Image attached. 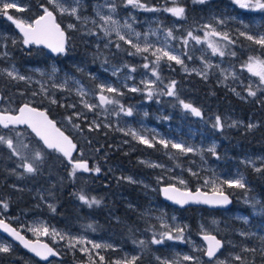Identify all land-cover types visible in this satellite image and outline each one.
<instances>
[{"label":"rangeland","instance_id":"rangeland-1","mask_svg":"<svg viewBox=\"0 0 264 264\" xmlns=\"http://www.w3.org/2000/svg\"><path fill=\"white\" fill-rule=\"evenodd\" d=\"M46 1L48 2V0ZM4 3L16 4V7L9 8L7 12L17 11V8L24 9L23 11H17L19 15L16 19L24 23L33 21L28 16L33 8L28 0H0V9L3 8ZM62 5L68 8L69 11L61 14L58 10L53 9L52 5L50 6L57 14L64 16L66 21L63 22V25L67 30L76 29L79 22L88 23L96 28V32L92 34L93 36L90 35V38L85 40V44L89 47L87 55L74 59L67 57L68 62L60 63L50 52H47L46 65L18 66L13 59L11 46L13 43L20 42L22 40L21 36L14 29H9L3 22H0V75L8 77L3 70H15L18 75L24 76V80L18 78L13 80L23 84L22 88L24 89L21 92L25 95V101L32 105L36 104L38 100H45L56 108L59 106L67 108L68 115L64 120L58 117L54 118L67 132L77 131L82 125L81 121H86L90 125L89 127L100 128L103 125L110 129L117 143L114 147L115 150L125 149L128 144L125 137L130 136L139 142L131 135V132H135L137 136H143L152 142L153 147L151 148L157 147V149L165 152V156H168L169 160L139 158L138 161L146 169L147 174L133 173L129 168L119 163L112 164L113 172L118 178H122L138 187V190L144 194L147 205L142 206L125 194L119 195L118 199L137 213L140 219L151 223L152 239L155 237L164 241L161 244H152L151 239L149 242L151 247H148L150 250L146 251L149 258L147 264H161V260L167 261L169 264L172 261H178L179 264H235V257L237 255L241 257L247 246L238 250L234 243L228 242L230 249L224 250L214 260L209 261L205 257L206 246L200 239V235L217 233L219 226L226 231L234 225H243L244 227L238 230L239 235H248L252 246L254 244L257 250L264 253V198L258 194H254L251 200L238 196L236 198L239 202L238 209L231 208L220 211L218 214L204 213L200 210L198 212L200 214L198 237H195L190 230L187 213H183L180 209L169 206L162 201L158 195L157 183L164 182L166 179L188 190L212 191L213 186H216L219 190L225 191L226 186H228L225 181L241 177H243L246 188L250 184L246 179V175L240 171L238 166L229 168L219 164V142L216 136L217 127H214L215 123H210L202 114L200 116L192 114L191 111L185 110L182 105L179 118L178 111L173 105L163 107L160 104L159 97H154L158 91L154 86L158 79L152 75L150 65L149 69H145L142 61L134 63L132 61L124 62L110 59V55L113 56L114 50L117 48L116 43H119L121 47L124 41L118 40L115 33L110 37L105 36L100 28L103 22L97 15V12L103 15H111L119 21L121 33L127 39H131L133 43H139L142 47L145 42L152 46L151 50L167 45L174 54L179 55L183 60V65L177 64L182 73L195 74L204 78L215 77L220 85L229 89L235 95L239 93L237 96L247 99L249 96L248 87L251 86L253 90H256L259 83L258 78L251 76L242 67L246 62L242 63L237 60L236 54L235 56L230 54L234 52L232 49L233 44H229L218 36L209 35L205 37L207 29L204 28V25H211L216 31L227 34L234 42L241 37L247 39L246 35L259 37L264 35V10L241 8L238 4L229 0H225L218 6L212 3L211 0L199 3L196 14L201 32L198 33V36L205 42L195 44L196 51L192 53L189 47L190 44L188 43L185 46L181 42L187 38V36L183 37L182 24L180 23V19L183 20V18L177 19L173 16L170 17V20L163 21L157 15H138L134 10L135 7L127 4V0H93L91 2L79 0L78 3L77 0H62ZM113 6L115 12L110 11ZM72 8H76V15L70 14ZM77 16L80 19H77ZM125 22L131 25V29L123 27ZM70 24L74 27L69 28ZM173 29L178 30V33ZM169 30L172 31L174 38L167 36ZM242 32L246 35H240ZM136 33L140 34L139 37L136 36ZM109 41H113V43ZM206 41L213 42L225 52V55L223 57L219 54L213 55ZM125 45L131 47L128 44ZM132 50L135 52L134 48ZM140 54L152 57L149 53ZM133 68L135 71L131 70ZM185 68H187V71H185ZM8 78L12 79L11 77ZM144 81L153 82L152 99L147 97L148 89L145 87ZM102 85L105 88H116L118 93H108L107 91L101 93L100 87ZM131 88H137L139 91H130ZM81 90L86 95H81ZM260 92L257 91V93ZM99 94L112 98L119 103L101 105L98 98ZM143 95L144 98H141ZM124 98H128L126 104L123 101ZM53 100L56 103H52ZM182 101L191 104L187 98ZM85 103L96 105V107L89 110L85 107ZM121 105L124 111L121 110ZM128 109L132 110L130 116L125 114ZM1 110L3 113H5V110L11 112V105L5 104L1 107ZM69 118L71 122H69ZM188 118L196 120L191 122ZM227 118L230 124L238 123L247 128L250 124L254 125L251 130L259 126L258 119L253 115L243 117L238 113H231ZM74 125H79V128L74 127ZM17 130L23 134L19 138L16 137L15 132L8 135L13 138L14 145L19 152V155L16 156L21 166L31 163L38 167L37 164L40 160L34 159V153L36 151L43 153V146L33 142L34 140L24 129ZM160 140L169 141V146L165 148L158 143ZM172 143H182L185 147H192L194 151L189 153L180 152L178 149L171 147ZM22 144L28 145V147L25 148ZM213 145L215 146V153L211 152L212 157H206V153L210 152L208 149ZM7 152L11 156L12 151L8 149ZM173 154H181L184 158L192 154L195 158L190 159L188 157L187 160H182L175 158ZM240 154L238 158L240 163L249 164L254 169L264 166V152H240ZM152 164L158 166L152 167L150 166ZM185 172H188L189 176L185 175ZM193 173L196 175H193ZM78 177L88 179L90 176L89 174H80ZM128 178H131V180ZM180 179H183L186 183L180 184ZM205 180L209 181L207 185ZM192 183L195 184L194 188H192ZM236 189L239 190V187H236ZM26 190L31 191L29 188H26ZM36 192L38 195H35L34 200L37 202L34 205L37 206L36 209L42 210L44 215L32 219L30 227L27 229L31 237L48 241L62 255H66L68 259L64 264H79V262L83 264L92 261L97 264H113L115 261L123 262L124 259H131L133 256L138 257V259L144 256V251L139 247L140 245H131L127 248L121 245L111 233L96 235L98 232L92 223H84L81 228H74L69 223H65V226L62 227L56 226L48 218V210L52 207V201L46 197L45 190L36 189ZM80 195L82 194L79 193L77 200L83 205L85 203L79 199ZM110 216L117 224L125 222L124 219L112 212ZM34 226L47 227L50 233L54 229L65 237L83 239L90 243L77 244L75 248H70L68 240H62L59 236L53 239L51 235H34L30 230ZM177 228L183 230V241L179 239L168 240L163 236L166 232H170L174 237L181 235L176 231ZM94 243L100 244L102 247L94 249L92 247ZM0 244L8 246L10 251L16 248L12 241L2 235H0ZM105 245H110V247H105ZM81 248H87L89 253L86 254L80 251ZM89 255L92 257L91 261ZM185 255L193 257L194 260L184 261L182 258ZM100 256L104 257L103 262L100 261ZM137 260L135 264H137ZM31 262L30 264H38ZM55 262L51 261L48 264H54Z\"/></svg>","mask_w":264,"mask_h":264},{"label":"trees","instance_id":"trees-1","mask_svg":"<svg viewBox=\"0 0 264 264\" xmlns=\"http://www.w3.org/2000/svg\"><path fill=\"white\" fill-rule=\"evenodd\" d=\"M30 5L33 7L29 15L32 20L42 14L41 5L49 7L46 0H28ZM89 2L93 0H87ZM232 1L233 0H229ZM146 7L156 9L155 11H147L138 7L134 10L138 15H157L163 21L170 20L173 15L167 11L166 8L170 7H183L185 9L183 20L180 19L182 24L183 37L187 36L186 33L189 31L193 32L194 35L198 36L201 32L200 26L197 23V9L199 6L198 0H140ZM212 3L221 5L225 0H211ZM11 15L14 19L19 15L15 10H11L4 14L0 12V22H3L9 29H14V24L10 21L7 16ZM175 17V16H174ZM58 21L63 24L66 19L64 16L57 14ZM178 19V18H177ZM16 31V30H15ZM176 33L178 30L173 29ZM17 32V31H16ZM96 32V28L92 25L79 22L74 30H68V43L64 53H51L52 56L57 59L60 63L68 62L66 58H80L87 55L89 47L85 44V40L93 36ZM18 33V32H17ZM21 36V35H20ZM21 41L13 43L11 51L13 59L18 66L23 67L24 65H46L47 56L49 52L44 48H40L34 45L25 46L23 44V37ZM191 52H195L194 40H189ZM233 51L236 54L237 60L242 63L247 62L249 56H258L264 59V47H260L252 41L245 39L244 37L239 38L233 43ZM129 52H133L131 47L121 45L118 49L114 50V55H110L111 60L118 61H142L149 63L150 67H155L152 64L153 57L148 56L145 60V54L129 55ZM141 62V63H142ZM158 74L160 79L154 85L158 90L155 94V98L159 97L160 104L163 107L173 105L178 111V118L181 111V100L187 98L193 107H196L201 112L202 116L210 123H215L216 117L219 116L222 123V128H217L216 136L218 138L219 146L218 153L220 155L219 164L221 166H238L241 172L246 175V179L250 184L247 188H239L226 186L225 191L230 193L234 197V205L232 209H238L239 202L237 197L240 196L245 199H252L254 194H258L264 198V166L256 171L252 166L238 161L240 152H264V91L257 93L255 97L248 96L247 99H243L235 95L229 89L223 87L218 83L215 77L204 78L195 74H184L181 72L179 66L173 61L162 60L158 67ZM84 79H86L83 76ZM172 81H175V95L168 96L166 94L167 88ZM23 84L15 82L4 75H0V89L3 94V100L1 106L10 104L12 112H15L18 107L26 102L25 95L21 92ZM264 87V86H262ZM144 98V95L141 96ZM124 103L128 102V98L123 99ZM34 106L39 108H48V112L52 118L58 117L65 119L68 115L67 108L55 107L49 104L45 100H38ZM231 113H238L243 117L250 115L255 116L259 121V126L251 130L238 123L230 124L227 116ZM189 121L194 122L196 119L188 118ZM81 127L77 131H69L68 134L71 136L74 144L76 145V153H81L80 159L88 161L93 167L101 170L102 176L100 177L101 185L89 186V185H73L68 186L66 184L64 173L65 157L51 149L45 148L41 142L30 132L25 126H17V129H24L27 134L31 136L37 144H41L43 147V159L38 162L37 171L34 174L27 173L21 166L20 161L16 155H8V148L6 145H0V200L7 203H17L20 205L24 204V197L29 196L28 203L38 193L32 190L34 188L43 189L46 191V197L52 201V207L48 210L49 219L56 226H65V223H71L73 227L81 228L84 223H92L97 229L96 235H102L111 233L117 241L123 246L129 248L132 242L140 244V241H144L141 245V249L144 251V256H141L137 260V264H147L149 261L146 251H149L148 247H151L149 242L153 235L151 229V223L140 219L137 213L129 209L123 202L118 199V196L125 194L129 196L131 200L137 201L140 205H147V199L144 194L138 190V187L127 183L124 179L118 178L116 174H112V164H121L127 167L133 173L147 174L146 169L138 161L139 158H152L157 160H169L165 156V152L160 149L151 148L147 145H143L137 142L130 136L125 137L128 144L125 149H114L117 145L116 139L112 131L105 126L101 125L100 128L89 127L90 125L86 121L82 122ZM199 125V124H198ZM12 131L3 129L0 127V133L9 134ZM175 158L187 160L186 158H195L192 154L188 157H183L181 154H173ZM206 157H212L211 152L206 153ZM111 165V166H110ZM109 169V172H107ZM185 175L189 176L188 172ZM109 178L110 181L104 180ZM103 178V179H102ZM49 179L50 183H43L41 181ZM36 180L37 185L30 184L24 186V181ZM52 181V182H51ZM15 183L20 186L17 188H23L16 190L12 189ZM22 183V184H21ZM171 183L170 180L166 179L164 182H158L157 187L160 188L162 184ZM29 184V183H27ZM192 188L195 184L192 183ZM26 188L31 189L28 192ZM250 188V189H249ZM79 193L85 195L88 199L96 198L101 203L89 207L88 205L80 204L77 200ZM159 195V194H158ZM20 211H25L26 207L16 206ZM53 208L55 209L53 211ZM202 210L204 213H220V211H211L201 207H189L187 209L180 210L183 213H187V219L189 221L190 230L195 237H198L199 233V219L200 214L198 212ZM111 212L115 215L118 214L124 223L117 224L114 219L110 216ZM238 227V229H237ZM243 225H234L228 230H222L219 226L217 234L225 242V250H229L230 247L228 242L235 244L236 248L240 250L244 246H247V251H244L241 255L242 260H236L235 264H264V253L257 250L252 246L250 238L247 236H241L238 233L239 229H242ZM237 229V230H235ZM254 249L255 251H252ZM150 257V256H149ZM67 256L63 255L62 260L56 261L54 264H64L67 262ZM0 264H30L31 261L43 264L30 256L20 246H16L14 250L7 253L0 254ZM79 264H82L79 262ZM85 264V263H83Z\"/></svg>","mask_w":264,"mask_h":264},{"label":"snow or ice","instance_id":"snow-or-ice-1","mask_svg":"<svg viewBox=\"0 0 264 264\" xmlns=\"http://www.w3.org/2000/svg\"><path fill=\"white\" fill-rule=\"evenodd\" d=\"M79 0H77V3ZM195 2V0H194ZM200 3H204L205 0H198ZM234 3L238 4L241 8L246 9H252V10H264V0H233ZM48 4L52 5L53 9L58 10L61 14H64L65 12H68L69 9L64 7L62 5V0H48ZM127 4L132 5L134 7H138L147 11H155L156 9L148 8L144 3H141L140 0H127ZM16 7L15 3H4L3 8L0 9V12H3L4 14H7V10L9 8ZM42 8V14L39 15L36 19H34L30 23H24L21 20L14 19L11 15H8L7 18L12 21L13 24L19 29L20 33L23 36V44L25 46L29 45H43L44 47L49 48L53 53H64L65 52V45H66V36L65 31L61 28V26L56 22V17L53 14V11L49 9V7L41 5ZM23 8H17V11H23ZM111 12H115V7L113 6L110 9ZM165 11L171 13L173 16L177 18H184V12L185 9L183 7H170L166 8ZM72 15H76V8L71 9ZM97 15L99 16V19L103 22L102 25H100L101 30L104 32V35L107 37H110L113 33H115L116 37L120 41H124L125 44L130 45L132 48L135 49V52H129V55H135L140 53H149L152 57H154V60L152 61V64L155 65V67H152L151 73L153 76H156L157 79H160V76L158 74V67L160 65V62L163 59H167L168 61H174L176 64L183 65V60L180 58L179 55H176L173 53V51L165 45V47H156L154 50H151L152 46L149 45L147 42H145L144 46L142 47L139 43H133L131 39H127L124 34L120 31V23L118 20L114 19L111 15H103L100 12H97ZM77 19H80L79 16H77ZM95 23V21H93ZM222 23V21H221ZM69 28L74 27V25H69ZM123 27L131 29V25L125 22ZM204 28L207 29L205 31V37L212 35V36H218L221 37V39L226 40L229 44L235 43L232 41L227 34H222L211 25H204ZM139 33H136V36L139 37ZM240 35L244 36L245 33H240ZM167 36L174 38L173 33L171 30L167 32ZM246 38L249 41H253L255 44L260 45L261 47H264V35L259 37H254L253 35H246ZM189 40H194L197 44H200L202 42L201 38L199 36H196L193 34V32L189 31L187 33V38L183 39L181 42L183 45L187 46L189 43ZM110 43H113V41H109ZM208 44V47L211 48L213 55L219 54L221 57L225 55V52L221 50L219 47H217L213 42L206 41ZM118 49L120 48V44L116 43L115 45ZM187 54V53H185ZM231 55L235 56V52H231ZM145 60L148 59V56L144 57ZM145 69H149V64L145 63L143 65ZM246 69L248 73H250L251 76L258 78V85L256 87V90H253L251 86L248 87V95L251 97H255L257 95V91H264V59H261L258 56H249L247 62L242 66ZM132 71H135V69H131ZM185 71H187V68H185ZM3 72H6V75L8 77H11L12 79H19L24 80V76L18 75L15 70H3ZM227 78V77H226ZM145 87L148 89L147 91V97L148 99H152L153 97V82L151 81H144ZM175 81H172L169 85L166 86L167 91L166 94L168 96L175 95ZM104 91H107L108 93H118V90L113 87H106L101 86L100 92L103 93ZM130 91H139L137 88H131ZM81 95H86L83 90H81ZM35 95V93H33ZM239 95V93H237ZM99 101L101 105H108V104H118L119 102L109 98L103 94L99 95ZM52 103H56L55 100L52 101ZM182 107L185 110H189L192 112V114L196 116H200L201 112L196 108L193 107L191 104L185 103L184 101H180ZM85 107L89 108L91 110L92 108L96 107V105H90L85 103ZM121 110L124 111L123 106L121 105ZM126 115H132V110L128 109L125 112ZM69 122H71V119L69 118ZM20 125H27L28 128L31 129L33 133H35L36 137H38L42 142L43 145L46 146L47 149L55 150L59 153H61L64 157H66L73 165L72 171L70 175L75 176V173L77 171H84L88 172L90 171L88 165L86 162H73L72 161V152L75 150L76 145L72 142V140L69 139L68 136L64 134L63 131H61L58 127H56V124L50 120L47 116V114L43 111H38L36 108L31 107L29 104H24L23 106L18 108V114H11L8 110H5L4 114H0V127L3 129H9L12 132H15L16 137L19 138L21 135H23L21 132L17 130V126ZM74 127L79 128V125H74ZM214 127L222 128L221 119L219 116L216 117L215 125ZM249 129L254 127V125H248ZM131 135H133L136 139L139 140L140 143L147 145L148 147H153V143L150 142L148 139H145L143 136H137L135 132H131ZM158 143L162 144L165 148L169 146V141L166 140H160ZM0 145H6L8 149L12 151L13 155H19V152L14 145L13 138L7 134L0 133ZM23 147L27 148L28 145H23ZM171 147L173 149H178L180 152L183 153H189L193 152L194 149L192 147H185L182 143H172ZM208 151L215 153V146L209 148ZM34 159L35 160H42L43 159V153L41 151H36L34 153ZM152 167H157L158 165L152 164L150 165ZM24 170L27 173L34 174L38 169L35 165L31 163H26L23 165ZM95 172H99V168L94 169ZM256 171H261L260 168H257ZM193 175H196L193 173ZM131 180V178H128ZM180 184H185L186 182L183 179L179 180ZM209 181L205 180V184L207 185ZM225 183L228 184L229 187H239V188H245V184L243 183V177L235 180H228L225 181ZM164 195L167 199L172 200L174 203L180 204L181 206L192 202L196 204H207L211 206H224L230 203L228 196L224 195V193L219 190L216 186H213L212 195L209 196L206 193L201 192L199 189L196 190V192L193 194L190 191H181L180 189L170 186L165 187L163 189ZM79 199L87 204L89 207H92L93 205H99L101 202L97 200L96 198L88 199L85 195H80ZM51 207V206H50ZM3 208L6 210L8 208L7 203H3ZM55 209L53 208V211ZM0 228H3L4 231L8 232L12 237H14L16 240H18L25 248L29 249V251L35 253V255L41 257L42 259H47L48 256H55L57 253L49 247L47 244H39V243H31L29 240L25 239L23 235L20 234L19 231H17L14 228L9 227L3 220H0ZM34 235H51L53 239H55L57 236L60 237V239H67L68 240V246L70 248H75L77 244H83V243H90L88 241H84L83 239L73 238V237H65L63 234L56 232L54 229L49 232V229L44 226H34L30 229ZM178 233H181V235L173 236L170 232H166L163 234L164 237H166L168 240L172 239H179L183 241L182 236V229L177 228L176 230ZM204 241L207 243L206 248V255L209 259H212L215 257L216 253L220 250L222 247L221 240L217 239L215 235H210L208 233H204L203 237ZM163 239H156L155 237L152 239V244H161L163 243ZM140 244L143 245L144 241H140ZM92 247L94 249H99L102 246L100 244H93ZM105 247H110V245H105ZM248 249H246L247 251ZM10 249L8 246L0 244V252L7 253ZM80 251L88 254L89 250L87 248H81ZM252 251H255L252 249ZM100 261H104V257H99ZM138 259V257L133 256L131 259H124L123 262L121 261H115L113 264H135V261ZM184 261H193L194 258L191 256H183L182 258ZM236 260H242V257L237 255L235 257ZM89 260H92L91 255H89ZM92 264H95L94 261H92ZM161 264H169L167 261L161 260ZM171 264H179L178 261H172Z\"/></svg>","mask_w":264,"mask_h":264},{"label":"flooded vegetation","instance_id":"flooded-vegetation-1","mask_svg":"<svg viewBox=\"0 0 264 264\" xmlns=\"http://www.w3.org/2000/svg\"><path fill=\"white\" fill-rule=\"evenodd\" d=\"M1 90V89H0ZM2 92V91H1ZM3 100V99H2ZM2 104V103H1ZM1 105H0V111L1 112H3L2 110H1ZM19 108V107H18ZM18 111V109L15 111V112H10L11 114H15L16 112ZM20 126H24V125H20ZM7 130H9V129H7ZM70 138H71V136H70ZM71 140H72V138H71ZM72 142H73V140H72ZM74 143V142H73ZM46 148V147H45ZM76 151H77V148H75V150H73V152H72V161L73 162H86L87 163V165H88V167H89V169H90V171H88V172H84V171H77L76 173H75V176H72V175H70V173H71V171H72V167H73V165L71 164V163H69V161H68V159L65 157V168H66V170H65V173H64V178H65V181H66V184L68 185V186H73V185H89V186H97V185H101V180H100V177L102 176V172L101 171H99L98 173L97 172H95L94 171V168L95 167H93L88 161H84V160H82V159H80V157H81V153H76ZM111 166V165H110ZM126 170H128V169H126ZM107 172H109V169H107ZM111 172H112V174H115L114 172H113V169H112V167H111ZM80 174H89V178L88 179H84V178H79L78 177V175H80ZM109 174H111L110 172H109ZM103 179V178H102ZM104 180H107V182L108 181H110V179L109 178H105ZM41 182H43V183H46V182H48V183H50V181H49V179H46V180H43V181H41ZM52 182V181H51ZM127 182V181H126ZM27 183H29V184H27ZM127 183H129V182H127ZM22 184V183H21ZM30 184H32V186L33 185H37V181L36 180H26V181H24V184H22V185H24V186H28V185H30ZM15 186H20L18 183H15L14 184V186H12V189L13 188H15ZM21 187V186H20ZM16 190H19V188H15ZM36 189L37 188H34V189H32L34 192H35V194L37 193L36 192ZM129 197V196H128ZM34 198L35 197H33L32 199H31V201H29L30 203H28V199H29V196H25L24 197V199H25V201H24V204L23 205H20V204H17V203H7V202H5L4 201V199L3 200H0V218L1 219H5V220H7V221H9L13 226H15L16 228H18L20 231H22L23 233H25L28 237H30V238H33V237H31V235H30V232L28 231V229L27 228H29L30 227V222H31V220L32 219H34L35 217H37V216H43L44 215V213H43V211L42 210H38V209H36L37 208V206H35L34 204L37 202L36 200H34ZM36 199H38V198H36ZM3 203H7V205H8V208L5 210L4 208H3ZM80 204H82V203H80ZM83 205H85V204H83ZM16 206H19V207H26L25 209V211L23 212V211H20L18 208H15ZM86 206V205H85ZM117 216H119L118 214H116ZM122 217V216H121ZM69 224H71V223H69ZM72 225V224H71ZM73 226V225H72ZM74 228H76V226L74 227ZM217 234V233H216ZM1 235V234H0ZM202 235V234H201ZM201 235H200V239H201ZM218 235V234H217ZM202 240V239H201ZM15 244V243H14ZM16 245V244H15ZM122 245V244H121ZM131 245H140V244H136V243H134V242H132V244ZM130 245V246H131ZM16 246H18V245H16ZM140 247V246H139ZM141 248V247H140ZM225 250V246H224V249L221 251V253L219 254V255H221L222 254V252ZM3 252H0V254H2ZM205 254H206V251H205ZM218 255V256H219ZM217 256V257H218ZM206 257V256H205ZM216 257V258H217ZM206 259L207 260H209V261H211V260H214L215 258H213V259H208L207 257H206ZM0 263H1V260H0Z\"/></svg>","mask_w":264,"mask_h":264},{"label":"water","instance_id":"water-1","mask_svg":"<svg viewBox=\"0 0 264 264\" xmlns=\"http://www.w3.org/2000/svg\"><path fill=\"white\" fill-rule=\"evenodd\" d=\"M50 10H52V9H50ZM52 11H53L54 16L56 17V22H57V23L61 26V28L65 31V36H66V45H65V48H66L67 43H68V39H69L68 30H67V28H66L62 23H60V22L58 21L57 13H56L54 10H52ZM35 19H36V18H35ZM14 28H15V30L18 32V34H20V35L22 36V34L20 33L19 29L15 26V24H14ZM22 37H23V36H22ZM34 46H37V45H34ZM37 47L44 48L45 50H47V51L53 53L49 48L44 47L43 45H39V46H37ZM55 54H59V53H55ZM99 95H101V94H99ZM99 95H98V98H99ZM2 99H3V94H2V92H1V90H0V105H1V103H2ZM26 103L29 104L31 107L36 108L38 111H43V112H45V113L47 114L48 118H49L50 120H52V121L56 124V127H58L61 131H63L64 134H65L66 136H68L69 139L71 140L70 135L68 134V132L65 131V130L59 125L58 121H56L54 118H52V117L50 116L49 112H48L46 109L36 107V106H34V105H32V104H30V103H28V102H24V103H22L19 107L23 106V105L26 104ZM0 114H4V113L0 111ZM15 114H18V111H17ZM15 114H13V115H15ZM24 126H25L30 132H32L31 129L28 128L27 125H24ZM32 133H33V132H32ZM33 134H34V136L36 137L35 133H33ZM36 138H37V139L41 142V144L43 145V142H42L38 137H36ZM43 146H44V145H43ZM45 147H46V146H45ZM170 186H174V187L180 189L181 191H190V192H192L193 194L196 192L197 189H196V190H188V189H184V188H182V187H180V186H178V185H176V184H173V183L162 184V185L160 186L159 191H160V196H161L162 200H163L165 203H167L168 205L173 206V207H176V208H178V209H180V210L187 209V208H189V207H201V208H206V209L216 210V211H226V210L231 209V208L233 207V205H234V197H233L230 193H228V192H226V191H222V192L224 193V195L228 196V199H229V201H230V203H228L227 205H224V206H211V205L202 204V203H201V204H196V203L189 202V203H187V204L181 206L180 204L174 203L172 200H169V199H167V198L165 197L164 192H163V189H164L165 187H170ZM199 190H200L201 192H203V193H206V194L209 195V196L212 195V191H205V190H202V189H199ZM0 220H3V221L5 222V224H7L9 227L14 228V229H16L17 231H19L20 234L23 235V236L25 237V239L29 240L31 243H34V244H35V243H39V244H47L49 247H51V248L57 253V255H55V256H48V258H47L46 260H45V259H42L41 257L35 255V253L29 251V249L25 248V247H24V246H23L18 240H16L14 237H12L8 232L4 231L3 228H0V234H1L2 236L6 237L7 239H9L10 241H12V242L15 243L16 245L20 246L25 252H27L29 255L33 256L34 258H36V259L39 260L40 262H42V263H44V264H47V263H49V262L52 261V260H62V259H63V255H62V253H61L56 247H54L52 244H50L48 241H46V240H42V239H39V238H30V237H28L25 233H23L22 231H20L18 228H16L15 226H13L9 221H7V220H5V219H1V218H0ZM208 234H210V235H215L216 238L219 239V240H221V242H222V247H221L220 250L216 253L215 257H213V258H216V257L221 253V251L224 249L225 242H224V240H223L222 238H220L216 233H208ZM203 235H204V234L201 235V239H202V241L204 242V244H205V246H206V248H207V243H206V241H204V239L202 238ZM205 256L208 258V256H207L206 254H205ZM213 258H212V259H213ZM208 259H209V258H208ZM85 264H92V262H86ZM95 264H97V263H95Z\"/></svg>","mask_w":264,"mask_h":264},{"label":"bare ground","instance_id":"bare-ground-1","mask_svg":"<svg viewBox=\"0 0 264 264\" xmlns=\"http://www.w3.org/2000/svg\"><path fill=\"white\" fill-rule=\"evenodd\" d=\"M159 196H160V191H159ZM160 198H161V196H160ZM162 199V198H161ZM163 201V200H162ZM164 202V201H163ZM235 202V201H234ZM167 204V203H166ZM168 205V204H167ZM170 206V205H169ZM173 207V206H172ZM176 208V207H175ZM210 210V209H209ZM211 211H214V210H211ZM31 256V255H30ZM33 257V256H32ZM36 259V258H35ZM37 260V259H36ZM39 261V260H38ZM52 261H54V260H52ZM40 262V261H39ZM51 262V261H50ZM49 262V263H50ZM42 263V262H41ZM44 264V263H43ZM48 264V263H47Z\"/></svg>","mask_w":264,"mask_h":264}]
</instances>
